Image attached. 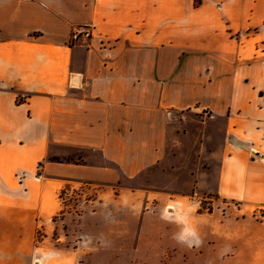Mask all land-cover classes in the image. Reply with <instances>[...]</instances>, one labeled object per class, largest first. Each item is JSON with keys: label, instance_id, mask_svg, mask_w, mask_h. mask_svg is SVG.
Segmentation results:
<instances>
[{"label": "crops", "instance_id": "crops-1", "mask_svg": "<svg viewBox=\"0 0 264 264\" xmlns=\"http://www.w3.org/2000/svg\"><path fill=\"white\" fill-rule=\"evenodd\" d=\"M144 173L181 191L115 200L174 226L126 232L146 248L110 246L109 264H182L227 238L201 202L264 264V0H0V264H87L85 241L52 238L60 192Z\"/></svg>", "mask_w": 264, "mask_h": 264}, {"label": "rangeland", "instance_id": "rangeland-1", "mask_svg": "<svg viewBox=\"0 0 264 264\" xmlns=\"http://www.w3.org/2000/svg\"><path fill=\"white\" fill-rule=\"evenodd\" d=\"M168 165L174 167L176 163L171 161ZM156 176L160 175L144 173L135 181H123L121 185L115 188L74 185L61 191L58 199L62 210L49 222V225L54 228L52 238L56 241L55 244L62 247L65 243L64 235L68 237L66 242L72 245L77 244L80 240L85 241L87 264H109L110 246L141 244L146 248V236H142L139 240L136 234L130 235L126 232H135L140 227H173L174 225H171L173 217L171 215L162 216L156 205L144 202V199L134 202L126 196L135 190L175 193L180 192L182 187L180 186L182 181L176 180L174 184L176 182L177 186L172 187V190L152 189L149 178ZM124 193L127 194L125 198L115 200L116 195H125ZM205 205L206 203L198 204L200 212L210 213L215 209L218 216H224L227 219L225 224L217 227L224 228L227 238L212 236V243L207 250H200L198 254L186 253L184 258L187 262L182 264H190L192 259L196 260L197 264H247L250 257L244 249V243L240 236L241 224H238L236 216L232 217L231 211L222 213V207L219 204L213 205V209L206 212ZM144 211L148 215L143 218L142 213ZM41 237L42 235L39 234L38 240H41ZM101 247L103 249H100ZM174 259H180V257Z\"/></svg>", "mask_w": 264, "mask_h": 264}, {"label": "built area", "instance_id": "built-area-1", "mask_svg": "<svg viewBox=\"0 0 264 264\" xmlns=\"http://www.w3.org/2000/svg\"><path fill=\"white\" fill-rule=\"evenodd\" d=\"M79 38L90 39L91 32L87 28H83L80 31L74 32L71 35L72 41H77ZM203 203V202H201ZM206 203V202H204ZM213 209V202H207L205 205V211L210 212Z\"/></svg>", "mask_w": 264, "mask_h": 264}]
</instances>
